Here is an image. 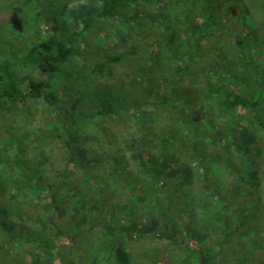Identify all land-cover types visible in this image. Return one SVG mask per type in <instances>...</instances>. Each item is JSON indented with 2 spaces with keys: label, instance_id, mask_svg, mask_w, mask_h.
Here are the masks:
<instances>
[{
  "label": "trees",
  "instance_id": "1",
  "mask_svg": "<svg viewBox=\"0 0 264 264\" xmlns=\"http://www.w3.org/2000/svg\"><path fill=\"white\" fill-rule=\"evenodd\" d=\"M0 42L34 124L0 141V264H229L264 220V0H0Z\"/></svg>",
  "mask_w": 264,
  "mask_h": 264
},
{
  "label": "rangeland",
  "instance_id": "2",
  "mask_svg": "<svg viewBox=\"0 0 264 264\" xmlns=\"http://www.w3.org/2000/svg\"><path fill=\"white\" fill-rule=\"evenodd\" d=\"M103 28V26H102ZM95 34L97 35V30H95ZM100 41V44L103 45V41L104 40L102 37H100L99 39ZM0 64L2 63L1 61L3 60V58L6 57L7 55V52H9V47L6 46L7 44L3 43V42H0ZM42 110V108L40 107L39 108V112ZM6 113V112H5ZM2 115V114H1ZM1 117V116H0ZM14 117V119L16 120L15 122H12V118ZM27 119L31 120L32 117H28ZM24 118H22L20 115L17 114V112H7L6 114H3V116L0 118V141H1V138L4 137L6 138L9 134L8 132L9 131H14V129H18L19 128V131H15L17 132V135L18 134H21V133H24L23 134V141L25 142V144H30L32 143L29 139H27V135H26V132H31L32 131V125H27V121H23ZM12 124L13 125V128L12 127H9L8 125ZM21 130V131H20ZM56 142V141H55ZM57 144V142H56ZM9 147H7L6 149L8 150ZM3 150L4 151V147L3 145L1 146L0 150ZM61 148L59 147H56V149L54 150L53 152V162L52 164L50 165L51 168H50V174H54L56 171H57V168L59 167V165H63L64 163L62 162L63 159L65 158H62V153H61ZM7 152V155H8V151ZM13 152L10 151V154H12ZM9 156V155H8ZM225 171V170H223ZM232 174L231 173H226V175H223V177L221 178L222 180H219V179H215V181H219V182H226V185H224L223 189L224 191L226 189H228L230 187V182H232L233 178H232ZM201 182H200V179L196 178V181H195V184L193 186L194 188V191H195V197L193 199L195 200H198V199H201V195L204 193V189H202V186H201ZM221 187V185H220ZM262 187H264V183L262 185ZM242 190H244V188H242ZM251 190L253 191H257L256 188H251ZM260 192L262 194V196L264 197V190H261L260 189ZM63 193H61L62 195ZM124 195V193H123ZM64 205H66L67 207L69 206L68 202L65 203ZM33 207V206H32ZM182 206H176L175 205V211L174 213H178V208H181ZM201 206H198V208L196 209L197 210V215L188 220L187 223H190V225H193L194 227H199L201 226L202 224H200L199 222L201 221V217H203V209H200ZM256 209V208H254ZM220 210V209H219ZM257 210V209H256ZM141 210H139L140 212ZM185 215H187V211L183 210L182 211ZM118 223L120 224H123L122 223V215L118 214V217H117V220ZM250 226H252L254 228L255 231L252 230L253 234L251 235V238L247 239L244 241V245H240L239 243L237 245H235V251H233V253L229 254V260H228V263L229 264H239V260L244 258L245 259V263L244 264H264L262 261H264V220L262 219H257L255 222L254 221H248ZM179 233V232H178ZM255 235L258 236V240H260L261 242L258 243V241L256 242L254 240V237ZM215 240L217 239V236L215 235L214 236ZM253 239V241H252ZM147 246H151L152 249L156 252H159L160 250L164 249V247L166 246V242L165 241H158V240H155L153 238H148L147 240ZM187 243H184L182 248H185L187 246ZM132 247L134 248L135 252L136 253H139L140 251V247L141 245L140 244H137V243H132ZM214 249L217 250V247L214 245ZM249 248H251L253 250V252L255 253L252 254L251 252H249ZM179 251V250H178ZM179 255H175L174 257H172V263L175 264V260L176 258H178ZM239 259V260H238ZM142 264H151V262H149L148 260L143 262Z\"/></svg>",
  "mask_w": 264,
  "mask_h": 264
}]
</instances>
